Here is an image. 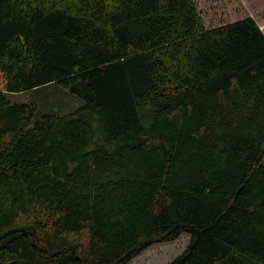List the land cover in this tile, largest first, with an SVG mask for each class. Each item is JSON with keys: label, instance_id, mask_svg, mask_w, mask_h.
<instances>
[{"label": "trees", "instance_id": "16d2710c", "mask_svg": "<svg viewBox=\"0 0 264 264\" xmlns=\"http://www.w3.org/2000/svg\"><path fill=\"white\" fill-rule=\"evenodd\" d=\"M0 264H264V32L195 0H0ZM50 84L84 105L35 117Z\"/></svg>", "mask_w": 264, "mask_h": 264}, {"label": "rangeland", "instance_id": "374dc122", "mask_svg": "<svg viewBox=\"0 0 264 264\" xmlns=\"http://www.w3.org/2000/svg\"><path fill=\"white\" fill-rule=\"evenodd\" d=\"M207 28L253 18L264 32V0H195ZM3 85L0 76V86ZM13 103L35 102L39 111L35 120L44 114L65 115L84 105V102L59 84H50L25 94H8ZM189 234L171 243L155 244L131 264H171L190 244Z\"/></svg>", "mask_w": 264, "mask_h": 264}, {"label": "crops", "instance_id": "0c3cea01", "mask_svg": "<svg viewBox=\"0 0 264 264\" xmlns=\"http://www.w3.org/2000/svg\"><path fill=\"white\" fill-rule=\"evenodd\" d=\"M180 238H181V237H180ZM180 238H179V239H180Z\"/></svg>", "mask_w": 264, "mask_h": 264}]
</instances>
